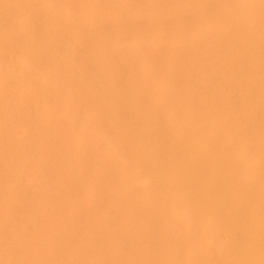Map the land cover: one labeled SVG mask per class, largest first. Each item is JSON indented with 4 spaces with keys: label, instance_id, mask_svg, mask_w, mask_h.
Listing matches in <instances>:
<instances>
[{
    "label": "bare ground",
    "instance_id": "obj_1",
    "mask_svg": "<svg viewBox=\"0 0 264 264\" xmlns=\"http://www.w3.org/2000/svg\"><path fill=\"white\" fill-rule=\"evenodd\" d=\"M81 1L0 0V264H264V0Z\"/></svg>",
    "mask_w": 264,
    "mask_h": 264
},
{
    "label": "rangeland",
    "instance_id": "obj_2",
    "mask_svg": "<svg viewBox=\"0 0 264 264\" xmlns=\"http://www.w3.org/2000/svg\"><path fill=\"white\" fill-rule=\"evenodd\" d=\"M24 3H28V9H29V13L28 15L30 16V18L32 17V19L34 20V16H35V13L37 15H39L40 18H42L43 21L42 22V27L45 26V23L47 21V19H51V20H55L54 16H52L50 13L51 9H49V5H48V2L47 0H22ZM50 1H55L54 3L58 4L59 5V9L58 10L59 12H61V20L64 21V19L68 18V10L66 11V9H69L71 6L68 4L67 1L69 0H50ZM85 2L81 1V4L82 6L84 7L85 5H87V1L88 0H84ZM63 8V9H62ZM56 17H59V16H56ZM45 20V21H44ZM47 25V24H46ZM14 29L18 30L20 28V23H19V20L16 22V24L14 25L13 27ZM42 35H46V33L42 34ZM41 39V38H40ZM37 40H38V37H37ZM39 42V40H38ZM32 42H27L25 44H23L21 47L18 48V51L16 53H14V57L15 58H21V55L23 54H20L19 53L21 52V50L23 49H31L32 47H34L35 45H31ZM40 45L42 46L43 45V42H40ZM33 49V48H32ZM25 51V50H24ZM32 51V50H31ZM151 51V49L149 50V52ZM32 54V52L30 53V55ZM15 65H20V59H15ZM17 69H19L20 66H15ZM23 92L28 93L29 94H32L33 90L32 89H29V90H23ZM41 93L37 94V95H40ZM32 96L34 97V94H32ZM36 96V95H35ZM35 98V97H34ZM163 182H164V179H161V178H158L157 179V184H159L160 186L163 185ZM94 194L90 195V197H92Z\"/></svg>",
    "mask_w": 264,
    "mask_h": 264
}]
</instances>
